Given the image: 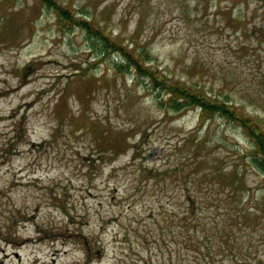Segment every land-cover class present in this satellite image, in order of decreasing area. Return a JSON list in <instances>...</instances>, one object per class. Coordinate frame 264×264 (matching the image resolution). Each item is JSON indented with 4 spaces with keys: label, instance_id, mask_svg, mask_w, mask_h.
<instances>
[{
    "label": "rangeland",
    "instance_id": "1",
    "mask_svg": "<svg viewBox=\"0 0 264 264\" xmlns=\"http://www.w3.org/2000/svg\"><path fill=\"white\" fill-rule=\"evenodd\" d=\"M54 3L0 0V264H264L246 131L171 110L59 11L264 135V0Z\"/></svg>",
    "mask_w": 264,
    "mask_h": 264
},
{
    "label": "trees",
    "instance_id": "2",
    "mask_svg": "<svg viewBox=\"0 0 264 264\" xmlns=\"http://www.w3.org/2000/svg\"><path fill=\"white\" fill-rule=\"evenodd\" d=\"M39 1L49 8L56 7L54 3L56 0ZM59 5L61 4L59 3ZM66 10L61 8L59 10L64 14L62 20H65L69 25H78L81 29L89 33L92 46L97 47L98 52H101V54L121 53L122 59L115 62V65H122L124 68L123 70L130 69L136 71L139 78H144L146 80L147 89L152 88L161 93V99H163L166 105L170 106L169 108L171 110L181 111L188 108H196L199 110L202 120L220 114L228 118V120L238 122L246 131L252 142V150L251 153H249L252 159L251 162L259 168L264 175V135L255 121L248 118L247 115L240 113L233 107L234 105H231L228 101L213 98L208 95L206 91L193 88L162 71H157V68H152L147 61L142 58L143 52L136 50V46L127 41L119 42L116 37L105 34L101 29L93 26L91 22L88 21L89 19L68 15ZM238 174L242 175L244 173L239 172Z\"/></svg>",
    "mask_w": 264,
    "mask_h": 264
}]
</instances>
